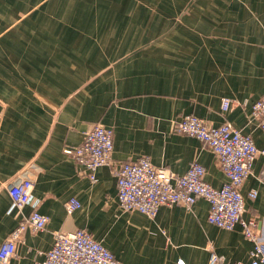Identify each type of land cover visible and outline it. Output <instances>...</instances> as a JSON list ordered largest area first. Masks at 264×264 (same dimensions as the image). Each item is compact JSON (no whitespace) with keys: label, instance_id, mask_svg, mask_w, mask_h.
<instances>
[{"label":"crops","instance_id":"1","mask_svg":"<svg viewBox=\"0 0 264 264\" xmlns=\"http://www.w3.org/2000/svg\"><path fill=\"white\" fill-rule=\"evenodd\" d=\"M264 94V0H0V244L22 216H48L23 233L6 264H36L54 232L87 230L121 264H229L249 260L252 242L237 224L207 221L208 202L161 205L154 217L122 211L108 165L88 172L63 153L98 123L113 130L115 162L148 156L204 180L226 177L215 154L174 124L191 113L211 125L229 121L264 148V128L250 117ZM235 101L222 111V100ZM33 181L20 214L9 181ZM255 191V196L249 195ZM244 219L264 238V155L240 187ZM79 207L67 213L64 203Z\"/></svg>","mask_w":264,"mask_h":264},{"label":"built area","instance_id":"2","mask_svg":"<svg viewBox=\"0 0 264 264\" xmlns=\"http://www.w3.org/2000/svg\"><path fill=\"white\" fill-rule=\"evenodd\" d=\"M235 101L222 100V111H229ZM252 117L260 128H264V94L250 106ZM176 133L196 137L216 156L217 165L226 180L220 187H214L204 180V167L192 161L183 174H176L167 167L155 166L148 156L115 162L112 158L113 130L101 124L91 125L83 133L81 143L63 148V153L88 172L95 181L94 171L108 165L116 179V201L122 211H137L154 217L161 205H183L190 208L198 199L208 202L207 221L220 228L230 230L240 225L243 236L252 242L249 260L229 264H264V238L257 230L255 219H244V198L240 192L245 179L251 173L252 163L264 148L259 149L250 135L243 134L229 121L211 125L206 120L188 113L175 122ZM33 181L20 171L9 181L8 194L20 214L28 203ZM255 191H250L251 197ZM67 213L79 207L75 199L64 203ZM48 216L33 209L21 217L17 225L0 244V264L15 254L17 243L21 242L26 230L42 231ZM36 264H121V262L102 243L95 240L83 228L71 232H54L50 249ZM176 264H185L177 259ZM208 264H227L215 253L209 256Z\"/></svg>","mask_w":264,"mask_h":264}]
</instances>
